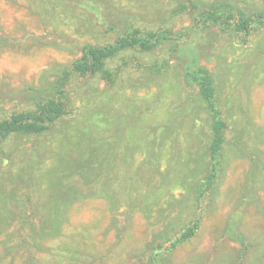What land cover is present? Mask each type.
Segmentation results:
<instances>
[{
	"label": "rangeland",
	"instance_id": "obj_1",
	"mask_svg": "<svg viewBox=\"0 0 264 264\" xmlns=\"http://www.w3.org/2000/svg\"><path fill=\"white\" fill-rule=\"evenodd\" d=\"M105 2L99 16L107 19H130L147 28L166 22L174 31L192 25L186 15L172 16L171 0ZM99 16L76 0H0V119L28 109L26 92L49 88L63 67L80 58L85 44L115 40L118 33H106ZM201 38L207 43L201 63L214 76L228 142L218 181L203 190L200 204L188 186L209 175L208 151L203 149L209 143L198 140L203 138L199 131L208 130L203 123L206 112L198 115V90L187 86L179 64L173 61L166 77L129 70L116 90L102 81L84 82L76 88L73 114L51 132L4 145L0 264H143V252L168 225L179 226L174 234L179 236L197 220L196 234L173 251L162 252L157 264H264V27L246 45L216 29ZM181 114L185 124L176 151L175 129L166 126ZM158 123L162 126L157 125L153 138L162 132L169 138L162 139L157 178L165 177L178 153L175 181L162 201L145 204L131 215L145 191L138 187L126 197L127 186L149 152L138 145L128 165L130 148ZM94 137L107 138L100 154L102 144L94 145ZM109 144L120 148L116 163L127 170V186L116 189L114 161L105 177L111 194L86 195L67 205L63 190L70 189L72 198L78 189H91L80 175L86 169L77 171L82 155L78 148L93 152L99 162ZM70 170L77 172L66 175ZM23 237L28 244L22 246Z\"/></svg>",
	"mask_w": 264,
	"mask_h": 264
},
{
	"label": "trees",
	"instance_id": "obj_2",
	"mask_svg": "<svg viewBox=\"0 0 264 264\" xmlns=\"http://www.w3.org/2000/svg\"><path fill=\"white\" fill-rule=\"evenodd\" d=\"M76 1L81 8L95 12L98 16L102 5H107L105 0ZM171 1L173 5L172 16L176 18L185 15L190 17L191 26L174 31L173 28L165 25L166 22H161L163 25L157 28H147L138 25L130 19L121 18L117 20L116 18L107 19L104 16H99L98 24L103 27L106 33H118L115 40L104 45L85 44L82 47L80 58L63 67L49 88L44 90L31 88L26 92V96H29V108L13 112L10 116L0 119V158L3 156L4 145L9 140L21 141L51 132L58 121L71 116L75 106L73 98L79 84L84 82L89 84L91 81L97 80L105 83L108 88L116 90L129 70L137 69V72H144L149 77H153L156 74L158 77H166L172 62L176 61L187 86L198 90L199 96L195 97L200 101L197 110L201 109V111L198 112V115H201L204 110L206 112V119H204L203 123L208 127V130L206 132L204 130L199 131L203 134V138L199 137L198 140L201 143H209L208 148L203 147V149L208 151L209 168L207 172L209 175L188 186V191L193 192L194 198L200 204L201 195L205 188L212 187L218 181L217 178H219L223 168V148L228 142L225 134L227 122L223 118L225 111L221 109V98L216 90L214 76L201 63L204 53L203 46L207 44L206 40L201 38V35L206 36L210 29H213V31L216 29L220 33L234 39L239 45L248 44L251 35L264 27V3H260L259 0ZM90 101V99L87 100V104ZM188 102L189 99L183 104V109H186ZM203 105H205V109ZM183 117L185 116L181 114V116L171 122V125L166 126V129H175L172 130L175 131L172 140L173 148L176 151H178L180 145L178 134L185 124V122H182ZM157 125H161V123L156 124L154 129L148 127L142 133L139 142L130 148L128 165H132L131 161H133L134 151L138 145L140 149L147 146L149 157L129 180L128 186L126 185L127 170L123 165L116 163L118 160L116 154H118L120 149L117 145L109 144L108 152L99 156V162L93 159V155L96 156L93 152L90 155L84 150V147H79V153H82V155L78 156L77 153L78 160H81L77 171L81 172L82 167L86 169L82 173L83 175H80L89 183L91 189H87L86 192L78 189L76 196L72 198L70 189L61 190L62 193L67 191L65 196H63L65 203L69 205L75 198L81 199L83 196L101 192L111 194V191H108L110 186L105 177L106 174L112 173L111 167L112 165L114 166V161V174H118L114 175L117 190L124 189L127 186L128 193L126 197L134 190L136 191L138 187L145 191L135 204V209L131 211V215L134 211H139L145 204L162 201L170 193L169 187L174 184L175 174L180 163V155L177 153L176 157L169 162L167 174L159 180L157 176L160 175L159 154L163 147L162 139L165 137L168 139L169 135L162 132L158 137L153 138ZM106 139L93 138L94 145L97 144L99 146L98 144H102L98 148L99 154L103 151ZM65 161L69 164L71 162L69 158ZM97 162L98 165L99 163L101 165L97 166ZM206 163L202 164L204 170ZM65 166L68 171L69 165ZM77 171L70 170L66 175L74 174ZM203 173L205 172L203 171ZM90 175L92 178H89ZM57 185L60 187L59 184ZM112 193H115L113 187ZM110 197L113 202L114 196L111 195ZM51 211L50 215L55 212V209L53 210L52 208ZM178 222L179 220L177 219L176 223ZM176 223L172 222V224ZM190 224L182 229L179 236H177L179 232L176 236L174 235L175 232L180 230L179 226L168 225L165 232L156 236L145 252H143V264H157L159 255L162 252L173 251L178 245L192 238L199 227V221L197 220L194 225ZM25 229V227H22L20 230L21 232L23 230L21 233L23 236L26 233ZM173 236L174 238H172ZM27 241L23 237L21 245L28 244ZM165 243L170 244V246L163 251L164 245H167Z\"/></svg>",
	"mask_w": 264,
	"mask_h": 264
}]
</instances>
